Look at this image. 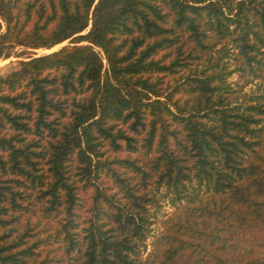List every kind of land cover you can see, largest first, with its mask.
<instances>
[{
    "label": "trees",
    "instance_id": "trees-1",
    "mask_svg": "<svg viewBox=\"0 0 264 264\" xmlns=\"http://www.w3.org/2000/svg\"><path fill=\"white\" fill-rule=\"evenodd\" d=\"M11 56L0 264H264V0H0Z\"/></svg>",
    "mask_w": 264,
    "mask_h": 264
},
{
    "label": "rangeland",
    "instance_id": "rangeland-1",
    "mask_svg": "<svg viewBox=\"0 0 264 264\" xmlns=\"http://www.w3.org/2000/svg\"><path fill=\"white\" fill-rule=\"evenodd\" d=\"M67 43H68V41L66 40V41L52 47L53 49L52 48L49 50L38 49V50H36V52L40 54V53L51 52V50L55 51V49L57 50L60 48L61 44L65 45ZM17 59L18 58L14 57V56H11V57L6 58V59H0V73H6V72L16 68L17 67ZM229 61H230V64H229L228 68L231 69L233 67L232 59H230ZM227 83L229 84L230 89L232 91H234V95L238 96V97L241 96L243 92H248L250 89H254V87H255V81L244 85L243 80L239 77V74L237 72H234L227 77ZM164 193H165L164 189H161L160 192L157 193V195H156V198L158 199L157 205H155L151 209V211H153L157 215V219L155 221L156 223L154 225H152L154 228H158L159 219L162 218L163 214L169 213L173 210V208L169 204L168 199L166 197H162ZM83 194L86 197L88 195V192L83 193Z\"/></svg>",
    "mask_w": 264,
    "mask_h": 264
},
{
    "label": "water",
    "instance_id": "water-1",
    "mask_svg": "<svg viewBox=\"0 0 264 264\" xmlns=\"http://www.w3.org/2000/svg\"><path fill=\"white\" fill-rule=\"evenodd\" d=\"M62 45H64V44H61V46H62ZM61 46H60V47H61ZM52 49H53V48H52ZM55 50H56V49H55ZM51 51H52V50H51Z\"/></svg>",
    "mask_w": 264,
    "mask_h": 264
}]
</instances>
